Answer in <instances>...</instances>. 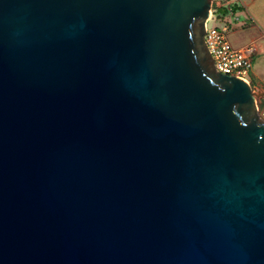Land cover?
I'll return each mask as SVG.
<instances>
[{
	"label": "water",
	"instance_id": "1",
	"mask_svg": "<svg viewBox=\"0 0 264 264\" xmlns=\"http://www.w3.org/2000/svg\"><path fill=\"white\" fill-rule=\"evenodd\" d=\"M211 7L0 0V264H264L262 92Z\"/></svg>",
	"mask_w": 264,
	"mask_h": 264
},
{
	"label": "built area",
	"instance_id": "2",
	"mask_svg": "<svg viewBox=\"0 0 264 264\" xmlns=\"http://www.w3.org/2000/svg\"><path fill=\"white\" fill-rule=\"evenodd\" d=\"M238 3L239 0H212L204 38L218 71L240 76L249 82L247 74L252 68L254 47L234 46L227 36L233 22L238 20L234 9ZM211 19L217 20V23L208 27V21Z\"/></svg>",
	"mask_w": 264,
	"mask_h": 264
},
{
	"label": "crops",
	"instance_id": "3",
	"mask_svg": "<svg viewBox=\"0 0 264 264\" xmlns=\"http://www.w3.org/2000/svg\"><path fill=\"white\" fill-rule=\"evenodd\" d=\"M234 9L238 20L233 22L227 36L229 35L234 46L254 47L250 72L256 85H262L264 84V0H239Z\"/></svg>",
	"mask_w": 264,
	"mask_h": 264
},
{
	"label": "rangeland",
	"instance_id": "4",
	"mask_svg": "<svg viewBox=\"0 0 264 264\" xmlns=\"http://www.w3.org/2000/svg\"><path fill=\"white\" fill-rule=\"evenodd\" d=\"M216 21L217 20H213V19L209 20L208 24H207L208 27H211L212 25L216 24L217 23ZM228 39L231 42L229 35H228ZM231 44L234 45L232 42H231ZM255 63H254V66H255ZM254 66H253V68H254ZM247 78L249 79V83L251 84L253 90L262 92V94L257 98V104H258V108H259L258 109L259 116L264 120V84L256 85V83L253 80L254 77H253L251 72H249L247 74ZM257 88H260V89H257Z\"/></svg>",
	"mask_w": 264,
	"mask_h": 264
}]
</instances>
